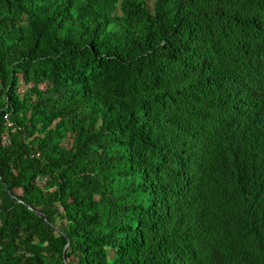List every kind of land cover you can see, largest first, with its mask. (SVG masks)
<instances>
[{"label":"trees","instance_id":"1","mask_svg":"<svg viewBox=\"0 0 264 264\" xmlns=\"http://www.w3.org/2000/svg\"><path fill=\"white\" fill-rule=\"evenodd\" d=\"M115 1L0 0V264H264V0Z\"/></svg>","mask_w":264,"mask_h":264},{"label":"built area","instance_id":"2","mask_svg":"<svg viewBox=\"0 0 264 264\" xmlns=\"http://www.w3.org/2000/svg\"><path fill=\"white\" fill-rule=\"evenodd\" d=\"M4 119H5V121H7V122L9 121L7 115L4 116ZM10 143H11V139H10L9 134H8L7 132L3 133V134L1 135V138H0V144H1V146H2V147H7V146L10 145ZM46 181H47V179H46L45 177H41V176H38V177L35 179V183H36V185H37L38 187H40V188H44V186H45V184H46Z\"/></svg>","mask_w":264,"mask_h":264},{"label":"rangeland","instance_id":"3","mask_svg":"<svg viewBox=\"0 0 264 264\" xmlns=\"http://www.w3.org/2000/svg\"><path fill=\"white\" fill-rule=\"evenodd\" d=\"M121 0H116L115 3L113 4L114 7L118 9V5L120 4Z\"/></svg>","mask_w":264,"mask_h":264}]
</instances>
